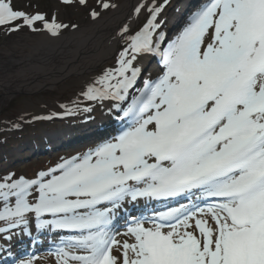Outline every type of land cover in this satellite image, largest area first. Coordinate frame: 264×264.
<instances>
[{
  "label": "snow or ice",
  "instance_id": "1",
  "mask_svg": "<svg viewBox=\"0 0 264 264\" xmlns=\"http://www.w3.org/2000/svg\"><path fill=\"white\" fill-rule=\"evenodd\" d=\"M58 2L92 22L119 7ZM167 2L141 0L133 16L145 23L120 27L115 66L60 106L67 115L112 102L116 134L34 178L0 177V233L34 223L66 234L55 264H264V0H205L172 38L159 20ZM79 29L33 0H0L5 37L55 41ZM140 202L163 209L124 215Z\"/></svg>",
  "mask_w": 264,
  "mask_h": 264
},
{
  "label": "rangeland",
  "instance_id": "2",
  "mask_svg": "<svg viewBox=\"0 0 264 264\" xmlns=\"http://www.w3.org/2000/svg\"><path fill=\"white\" fill-rule=\"evenodd\" d=\"M119 1L114 0L117 4ZM194 1L180 0V3L182 5L187 4L190 8L193 6ZM21 2H26V0H17V4ZM204 2L202 1L195 9L191 7L187 15L185 14L186 16H180L172 13V11L166 12L163 7L159 20L169 18L167 24L172 31V25L175 26L180 22L184 23L186 21L185 18L201 7ZM33 3L39 4L40 10L47 12L49 15L56 12L66 22L70 19L78 23L80 28L91 23L86 12L76 9H65L59 4L58 0H33ZM157 4H164V0ZM109 13L110 10L103 13L102 16ZM143 23H145V19L133 31L138 30ZM178 32L173 31V34L176 35ZM40 39L41 36L27 34L26 30L24 33L15 34L11 37H5L3 33H0V56L7 53H17L18 56L24 58L30 54L28 53L30 50L25 49V47L37 45ZM121 47L122 42L118 48L120 49ZM118 51L109 62L86 77V74H84L77 79L71 78V80L62 81L58 86L43 93L35 92L32 95L19 94L13 96L5 106L0 107V175L6 176L9 173H14L16 177L34 178L39 171L47 169V164L45 165V163L48 160L51 161L48 165L52 168L61 162L62 159L85 153L103 140L116 134L121 127L120 121L114 109L105 110L107 102L103 106L95 102L85 101L81 103L80 110L76 111L81 116L76 115L75 119L78 120H72L66 126L61 123L62 118L67 120L71 119L72 116L66 117V114H64L65 109L60 106L82 100L80 93L85 90L86 86L99 77L106 69L115 66ZM2 95L3 91L0 90V97ZM84 104H89L92 110L90 112L83 111ZM36 117L52 118L35 119ZM54 120H57L56 124L58 125L50 123V121L53 122ZM75 121H77V124L72 125ZM55 137L59 139H52ZM45 158H47L46 162H44ZM127 210L134 211L136 208L131 205ZM127 210H125L124 215H127ZM30 224L37 229L34 223ZM1 225L4 226L3 222H0ZM17 229L22 230V228ZM120 230L123 231L122 229ZM37 232L42 236L41 238H43V235H48L44 230H38ZM46 238L48 239L49 237L47 236ZM60 239L62 238H56L55 241L59 242ZM33 244L34 242H27L22 245L26 246V250L18 254L16 258H13L16 259L15 264H18L20 259H28L33 254L36 257L34 264H49L44 256L51 257L50 251L54 247H48L47 250L45 246H40V244L36 245V247H31ZM9 258L11 259V256ZM0 264L10 263L7 260H0Z\"/></svg>",
  "mask_w": 264,
  "mask_h": 264
},
{
  "label": "bare ground",
  "instance_id": "3",
  "mask_svg": "<svg viewBox=\"0 0 264 264\" xmlns=\"http://www.w3.org/2000/svg\"><path fill=\"white\" fill-rule=\"evenodd\" d=\"M161 1L155 0L157 3ZM197 1H194L192 8L197 7ZM139 2L141 0H120L119 7L110 10V13L103 15L99 21H91L78 31L70 35L66 34L60 40L53 41L41 36L37 45L27 46L25 44L27 46L25 49L30 50L28 52L30 54L24 58L18 56L17 53L0 56V90L3 91V95L0 97V107L5 106L19 92L43 93L58 86L62 81H68L71 78L77 79L84 74L86 77L109 62L121 43L118 39H114L120 27L125 23H130L134 30L145 19L143 12L139 17L133 16V9ZM129 17L133 18L130 20ZM177 25V27H181L182 22ZM141 60L145 61V57H142ZM73 105L67 103L65 106L72 108ZM54 122L57 123V120ZM61 123L66 124L63 120ZM139 204L142 206L144 202ZM41 237L40 234L36 236L37 239ZM46 237L43 235V239L38 242L48 241ZM49 238L52 240L51 235ZM40 246H45L48 249V246L52 247L53 244L48 242V244ZM25 250L26 246H21L13 253V255L16 253L14 257ZM44 257L49 264H55L53 256Z\"/></svg>",
  "mask_w": 264,
  "mask_h": 264
},
{
  "label": "water",
  "instance_id": "4",
  "mask_svg": "<svg viewBox=\"0 0 264 264\" xmlns=\"http://www.w3.org/2000/svg\"><path fill=\"white\" fill-rule=\"evenodd\" d=\"M201 2H202V0H198L197 3H196V6H199L201 4ZM19 94H23V95H28L29 94V95H32L33 93L19 92L18 95ZM15 96H17V95H15Z\"/></svg>",
  "mask_w": 264,
  "mask_h": 264
},
{
  "label": "trees",
  "instance_id": "5",
  "mask_svg": "<svg viewBox=\"0 0 264 264\" xmlns=\"http://www.w3.org/2000/svg\"><path fill=\"white\" fill-rule=\"evenodd\" d=\"M48 157H49V156H48ZM46 161H47V158H45V161H44V162H46ZM49 163H50L49 161H47V163H45V165L47 164V165H46L47 168L49 167V165H48ZM3 176H5V175H0V177H3Z\"/></svg>",
  "mask_w": 264,
  "mask_h": 264
}]
</instances>
